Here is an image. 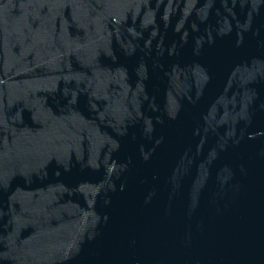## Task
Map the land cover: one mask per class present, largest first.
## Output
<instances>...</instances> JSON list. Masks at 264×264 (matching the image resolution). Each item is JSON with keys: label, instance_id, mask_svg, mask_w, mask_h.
Here are the masks:
<instances>
[{"label": "water", "instance_id": "1", "mask_svg": "<svg viewBox=\"0 0 264 264\" xmlns=\"http://www.w3.org/2000/svg\"><path fill=\"white\" fill-rule=\"evenodd\" d=\"M0 264H264V0H0Z\"/></svg>", "mask_w": 264, "mask_h": 264}]
</instances>
